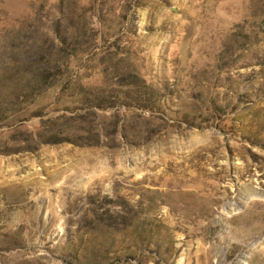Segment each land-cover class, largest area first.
<instances>
[{
    "label": "rangeland",
    "instance_id": "374dc122",
    "mask_svg": "<svg viewBox=\"0 0 264 264\" xmlns=\"http://www.w3.org/2000/svg\"><path fill=\"white\" fill-rule=\"evenodd\" d=\"M0 264H264V0H0Z\"/></svg>",
    "mask_w": 264,
    "mask_h": 264
}]
</instances>
